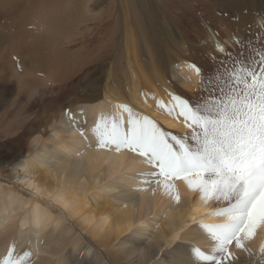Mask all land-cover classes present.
<instances>
[{"label":"bare ground","instance_id":"bare-ground-1","mask_svg":"<svg viewBox=\"0 0 264 264\" xmlns=\"http://www.w3.org/2000/svg\"><path fill=\"white\" fill-rule=\"evenodd\" d=\"M36 1L0 0V78L5 75L0 80V89L15 93L20 101H25L28 113L25 119L21 117L23 122H13L11 128L5 125L3 135L0 134L9 136L10 140L1 147L5 153L0 156L1 160H8L5 166L0 163V261L12 247L14 256L30 254L25 258L26 264H66V261L71 264H198L191 249H208L211 242L197 225L221 222L223 217L208 213L223 205L212 201L203 203L182 180L173 181L180 200L172 201L163 188L150 183L151 176L143 175L152 169L140 157L96 150L91 129L101 118L119 116L126 120L127 113L121 106L127 105L137 115L153 119L165 132L189 133L182 117L168 115L162 108L163 115L147 111V105L143 104L150 99V94L141 95L140 91L156 93L150 83L153 77V82L168 95H176L174 85L169 86L161 76L169 73L179 89L196 94L200 74L191 67L192 62L180 58L181 50L169 60L168 71L156 68L155 54L149 45L145 61L150 70L148 74L144 71L140 56L142 46L147 43L143 44V34L133 27L131 17L134 16L128 0L111 2L121 14L117 24L114 18L112 21L96 19L90 11L92 17L85 16L93 0H56L50 11L43 0ZM206 2L211 5L215 1ZM258 7L253 5L252 9L257 11ZM261 12L253 14L252 24L263 23L264 12ZM114 25L118 26L115 38H120L118 46L127 60L126 73L116 71L113 61L107 70L101 68L88 78L95 62H85L76 73L67 76L79 52L66 53L62 46L76 44L80 49L89 50L102 39L86 38L83 33L76 37L74 32L98 26L99 33L107 40ZM209 28L201 30L197 40L189 33L188 38L197 46L211 44L210 48L215 49L212 51L219 58L217 46L224 47L228 44L225 40L233 37L222 38V41L225 39L222 44L221 37L217 38ZM163 43L168 44L164 40ZM188 51L187 46L182 49L185 54ZM119 52L117 49L114 60ZM21 74L28 80L22 81ZM61 77H68L67 83L56 85ZM80 79L86 83L78 85L81 88L78 97L59 104V99L67 90H74ZM161 103L170 105L171 99ZM78 152L83 155H77ZM38 195L51 196L59 206L40 201ZM262 242L264 225L258 227L251 240L245 241L249 251L230 246V251L235 253L233 264H264V253L259 251Z\"/></svg>","mask_w":264,"mask_h":264},{"label":"snow or ice","instance_id":"snow-or-ice-1","mask_svg":"<svg viewBox=\"0 0 264 264\" xmlns=\"http://www.w3.org/2000/svg\"><path fill=\"white\" fill-rule=\"evenodd\" d=\"M217 47L232 65L226 84L216 94H208L196 104L174 94H169L170 105L157 101L168 115L183 118L190 129L187 135H171L127 105L121 106L126 120L101 118L91 129L96 150L140 157L152 169L143 175L151 176L150 183L163 188L172 201L180 200L173 181L182 180L203 203L223 205L208 213L223 217L221 222L197 225L211 242L208 249H191L198 264H233L235 253L230 246L249 251L245 241L264 225V53H258L259 61L245 65L232 59L226 48ZM191 67L201 73L198 66ZM201 89H205L203 81ZM259 251L264 253V242ZM29 256L28 252L14 256L9 247L0 264H26Z\"/></svg>","mask_w":264,"mask_h":264},{"label":"rangeland","instance_id":"rangeland-1","mask_svg":"<svg viewBox=\"0 0 264 264\" xmlns=\"http://www.w3.org/2000/svg\"><path fill=\"white\" fill-rule=\"evenodd\" d=\"M5 1L9 3H17L25 0H5ZM55 1L56 0H43V3H47V4H43L47 9V11H50L51 6L54 4ZM88 1L91 2L94 1L93 3L95 5L93 3L91 4L90 2L91 9L88 8L86 9L87 11L85 12V16L92 17V15L90 16V14L94 13L93 16L96 19L108 18L112 21L114 18L113 22H115V24H117V22L120 21L121 14L119 13L118 9H116L115 6L111 5L112 4L111 2H113V0H93V1L88 0ZM128 1L129 3L131 2L130 3L131 16H134L131 17V20H133L132 21L133 27L136 26L138 28L137 29L138 33L140 32L143 34L142 35L143 44L147 43L146 45L142 46L143 54H141L142 56H140V59L143 61L142 67L143 68L145 67L144 71L147 72V74L149 73L150 67L145 61V57L147 55L146 48H148L149 46L151 47L150 50H152V52L155 54L154 58L157 64L154 63V66H156V68L158 66L159 69L161 70L166 69V71H168V67H169L168 65L170 61H172L171 58L177 57L179 55V50H181L182 53L180 55L181 59L190 61L201 69L200 78L201 81H203L205 84V89L202 91L201 83H200L199 90L196 92V94L195 93L191 94L189 93V91L179 89L178 86H176L172 81V78L169 75V73H167L166 76L161 75L164 81L168 83L169 86L172 87V85H174L172 89L175 91L174 93L176 95H179L184 99H187L192 104H196L198 101H202L203 99L206 98L208 94H216L219 88L222 87L223 84H226L228 80L227 72L231 70L232 60L227 59L225 55L221 52H220L221 54H219L221 55V57L217 58L215 56L216 53H213L212 51L214 48L213 47L210 48L211 44L202 45V46H197V44L194 45L188 38L189 34H190L189 36L197 40L198 36L201 35V30L210 27L213 29L217 38L221 37V41L222 38L224 37L228 38V35H230L234 39L233 38L231 40L228 39V41L227 39L226 40L223 39L222 42H224L225 40V42L228 44H225V42L222 44H225L224 47L227 49V51L232 53V59L241 60L244 62L245 65H250L252 62L259 61L260 57L258 53H264V21L261 25H256V24L254 25L251 22V17L253 16V14L257 13L258 11H262L261 13L264 12V0H212L215 2L212 3L211 5L210 3L206 2L207 0H128ZM220 1H222L223 3L222 2L220 3ZM238 1L240 3H238ZM253 5H256V7L259 6L257 11L252 9ZM248 6H250L251 8ZM88 11H90L91 13L89 14ZM224 12L226 14H224ZM86 13L88 15H86ZM97 27L98 26H92L90 30L81 29V31L79 32H74L75 34L77 33L76 37L78 35L81 36V33H83L82 36L86 38L88 37L98 38V39L102 38L101 42L102 40L103 42L102 43L100 42L101 44L100 43L97 44L98 46L97 45L93 46L95 48L93 47L91 49L88 48L89 50L80 49L76 47V44H72V45L65 44L62 46V51L66 53L79 52L78 54L79 56L76 55L77 58L73 59V67L70 70V74H67V76H70L71 73L72 75L73 73H76L80 69V67H82L87 62L89 63L95 62V64L89 70L88 78L92 77L93 75H96L98 73V70H100L101 68L107 70L109 65L112 64L113 61H115L113 66L116 71H118L121 74L126 73L127 60L122 55L123 54L122 48L118 46V44L120 43V38L118 39L115 38V36L117 35L116 32L118 33V26L117 25L112 26L111 28L112 31L110 30L109 36H107L109 39L107 38V40H104V37L99 33L100 31L99 27L98 28ZM221 27L224 29L226 28L228 31L224 33L223 31L224 29L222 30ZM92 29L95 30L93 31ZM91 31L92 34L90 33ZM163 40L168 42L167 46L164 43L162 44ZM185 46H187L190 51V52L189 51L186 52V54L182 52V49L185 48ZM117 49L118 52L120 50L119 56L117 59L114 60ZM153 49L154 50L156 49V52ZM192 52L194 53L192 54ZM189 53H191L192 56L187 55ZM164 55L166 57H164ZM161 61H163L164 63L163 62L161 63ZM220 61H224V64L221 65ZM159 63H161L162 66ZM77 66L78 69H76ZM4 77L5 75H2L0 80L3 81ZM20 79L22 81L28 80V78H26L22 74ZM64 79L65 78L61 77L60 79H58L59 82L56 81L57 84L56 83L55 84L63 85V83L64 84L67 83L68 77H66L65 80ZM83 82H85L84 79L78 80L77 86L75 88L76 90L75 89L67 90L62 97L60 94L59 98L60 97L61 98L59 99L58 103L66 104L68 101H71V99L73 100L76 99L78 97V96L76 97V95H78V92L80 91L79 89H81L79 88L80 86L78 85H81ZM150 83H152L153 87L156 89V93L148 92L146 90H141L140 91L141 95H147L148 93L150 94V99L147 100L146 102L148 104L144 103L143 105L144 106L147 105L145 106L147 111L156 112L157 114L159 113V115L160 114L163 115V111L161 110L160 107L157 106V101L162 102L165 99L170 100V96L167 94L166 90L157 86L153 82V77ZM72 93L75 94L73 95ZM25 104L26 102L20 101L15 93L0 89V134L1 135H3V127L5 125L11 128L13 122L21 123L23 122L25 117H28L26 115L28 113L25 110ZM22 107L23 109H21ZM146 109H141V111L146 112ZM47 111L49 112V110ZM174 115L175 114H173V116ZM21 117L24 119H22ZM175 117L181 118V117H177L176 115ZM167 132L170 133L171 135H176L181 137L188 134L186 132L185 133L176 132V134L173 131H167ZM1 135H0V156L5 153L3 152L4 150L1 147H3L4 144L8 145L10 143V140H8L9 136L2 137ZM12 137L13 136L11 135V138ZM7 161L8 160L5 158L2 160L0 159V163L3 164L4 166L6 165V163H8ZM26 190H28V187L26 188ZM28 191H31V189ZM38 198L40 199V201L42 199L43 201L48 202L50 206H54V207L59 206L58 203L53 202V198L51 196L42 197L38 195Z\"/></svg>","mask_w":264,"mask_h":264}]
</instances>
